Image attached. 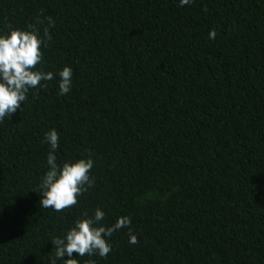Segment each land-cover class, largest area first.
<instances>
[{
    "label": "trees",
    "instance_id": "obj_1",
    "mask_svg": "<svg viewBox=\"0 0 264 264\" xmlns=\"http://www.w3.org/2000/svg\"><path fill=\"white\" fill-rule=\"evenodd\" d=\"M45 17L43 69L70 65L72 88L42 81L0 123V264H52V237L97 206L137 243L122 228L79 264H264V0H0V29ZM50 128L58 161H95L61 212L32 191Z\"/></svg>",
    "mask_w": 264,
    "mask_h": 264
},
{
    "label": "clouds",
    "instance_id": "obj_2",
    "mask_svg": "<svg viewBox=\"0 0 264 264\" xmlns=\"http://www.w3.org/2000/svg\"><path fill=\"white\" fill-rule=\"evenodd\" d=\"M194 0H179V6L191 5ZM45 19L47 24H45ZM37 25H43V30ZM55 26L51 17L37 19L36 24L24 28L7 25L0 29V123L23 108L29 99V93L46 85L43 82H57L59 96L67 95L72 88L73 69L64 65L57 72L45 71L44 49L52 39L50 28ZM209 39H215L216 31H209ZM40 65L41 67H37ZM60 134L55 128H50L43 134L42 142L48 145L46 170L39 183L32 191L40 199L39 205L45 209L61 212L79 203L81 197L95 183L91 174L95 161L91 156L57 160ZM105 219V211L97 206L92 214L87 212L71 222L61 235L52 237L50 243L55 249L56 261L63 264H79L75 257L98 256L106 258L112 251L111 237L122 228L128 229V243L136 244L137 236L131 230V218L120 216L111 224L101 223ZM73 253L77 255L74 256ZM88 264H95L94 261Z\"/></svg>",
    "mask_w": 264,
    "mask_h": 264
}]
</instances>
